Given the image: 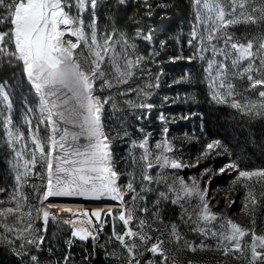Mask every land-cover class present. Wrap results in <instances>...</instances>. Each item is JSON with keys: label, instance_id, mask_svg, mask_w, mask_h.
<instances>
[{"label": "snow or ice", "instance_id": "6c2138e0", "mask_svg": "<svg viewBox=\"0 0 264 264\" xmlns=\"http://www.w3.org/2000/svg\"><path fill=\"white\" fill-rule=\"evenodd\" d=\"M120 2L123 3L124 0ZM195 4L203 10H198L197 19L206 26V35H199V58L204 60L203 53H212L205 68L212 100L227 103L228 98H231L229 106L243 115L264 118V0H195ZM84 6V0H76L75 5L71 0H0V24L10 25L7 31L0 32V55L14 57L22 64L25 77L39 98L40 122L50 129L47 137H41L38 129L33 132L31 142L34 148L28 157L25 156L27 145H22L19 151L14 149L13 169L17 186L6 200L0 199V205H14L0 207V228L3 229L0 240L8 245H15V241H20L13 247V251L21 257L22 264H29V261L31 264H38V258L35 255L29 256V251L30 247L39 249L43 243L44 237L40 233L46 231L50 216L55 218L51 209L60 207L72 216L87 217L66 221L73 226L72 236L81 241L89 238L95 241L94 233L102 230L94 226L88 227L93 224L92 217L103 223V215H113L110 211L103 213L101 209L73 212L71 208L52 203L50 197L111 199L122 204L124 201V195L117 185V173L112 168L111 142L102 123L103 105L108 99L102 100L95 95V82L108 74L104 67L108 64L114 70V78L118 84L128 83L135 74L133 70L140 66L144 57L137 55L134 60L129 59L126 48L117 52L115 45L120 41H114L113 36L107 33L103 37L98 36L95 21L88 25L91 31H85L79 14ZM73 8L77 9L76 14H73ZM239 25L254 26L260 32L242 40L231 31ZM190 35L189 44L197 39L195 28ZM121 39L123 45L129 46L124 34ZM161 46L163 47V43ZM130 47L135 49L136 46L133 44ZM121 59L124 60L123 67L119 63ZM235 79H246L248 86L244 92L237 89L233 82ZM105 84L113 86L107 80ZM257 89L255 98L244 94ZM0 95L5 100L8 99L2 85ZM237 96L242 99L237 100ZM128 103L133 108L152 107L150 104ZM8 136L10 142L13 139L23 140L21 133H13L11 130ZM81 138L86 143H81ZM147 144V139L138 145L133 142V147L144 149L142 159H147L150 155ZM156 147L162 149L161 154L155 157L161 170L197 166L183 164L166 155L165 153L173 150L167 140L163 144L158 143ZM222 147L219 140H214L207 144L202 155L208 157L211 152ZM224 151L227 149L224 148ZM38 165L42 169L40 173L35 172ZM152 166L151 163L147 165L148 168ZM229 169L237 172L231 182L232 187L239 184L245 189L244 209L251 213L258 206L264 205V167L246 170L241 169L236 162H230L219 171L224 173ZM30 174L41 176L43 181V191L34 186L40 206L31 205L28 196L22 192L24 181ZM159 178L165 181L168 193L174 194L172 198L162 191L159 193L162 199L170 200L172 204H177L182 199L198 201L194 212L188 214V220L195 225L193 231H198L206 238L211 233V237L216 240V251L222 252L225 258L230 255L237 260L244 257L247 264H264V234H257L254 215L251 221L253 227H242L211 210L208 190L201 188L196 177H190L191 184L179 177V187H176V180L167 183L163 172ZM143 179L151 181L152 177L144 174ZM127 187L130 191H135L131 183ZM4 191L0 188V192ZM132 199L136 200L137 196ZM159 203L158 200L157 204ZM231 203L235 201H231L229 206ZM134 211L135 206L122 210L119 220L123 222L125 231H113L114 237L127 252L128 264H141L137 257L143 256L144 252L160 257L158 261L149 259L145 264H179L176 257L168 255L163 246L165 241L160 236L151 235V232H161L159 228L153 227L154 222L141 218L137 230L129 226L134 219ZM142 211L148 210L143 208ZM154 215L163 223L158 212ZM34 219H42L44 228L35 227ZM208 225L212 227L209 228ZM170 227L169 242L175 244L178 251L196 253L198 250L202 252L212 249L211 245L203 241L196 244L185 239L175 224ZM145 228L149 231L146 232ZM8 234H12L13 238L10 239ZM246 237L249 239L246 240ZM136 240L140 243H136ZM141 247L143 251L140 250ZM24 257H28L29 261H25ZM188 264L193 262L188 261Z\"/></svg>", "mask_w": 264, "mask_h": 264}, {"label": "rangeland", "instance_id": "374dc122", "mask_svg": "<svg viewBox=\"0 0 264 264\" xmlns=\"http://www.w3.org/2000/svg\"><path fill=\"white\" fill-rule=\"evenodd\" d=\"M147 6V11H149V17H151V9L158 10L157 5L153 3L152 0H143ZM72 4L75 5L76 0H71ZM107 8V20H111V24L103 28L102 33L98 25L97 18V5L98 0H84V9L80 12V17L84 22L85 31L90 32L91 29L88 28V25L92 24L95 21V25L98 31V36L103 37L106 33L113 36L114 41H120L116 44V51L121 52L122 49L126 48L127 57L129 59H135L137 55L142 56L146 51L145 48L150 49L149 55L154 56L151 59V65L155 66L157 62L155 59L162 55L161 58V67L158 69L157 74L154 76L153 72L150 70L151 65L147 60H142L140 66L134 69V75L129 79L126 84H118L115 77L114 70L109 67L108 64H105L104 67L107 69V75L103 79H97L95 82V95L99 96L102 100L108 99V102L103 105L102 111V123L104 126V131L109 136L110 139V151H111V160L112 168L117 173V185L120 188L121 192L124 195L123 204L120 202L119 208L112 210L102 209L103 213H108L109 211L113 215H103L102 221H97L95 217H92L93 224L88 225V227L102 228V230L95 232L96 240L101 236L104 231L106 221L108 217L119 220V213L124 209H132L135 206L134 219L129 225L133 230H137V225L139 219L144 218L149 222H154L153 227L159 228L161 232H151L153 237L160 236L161 239L165 241L164 248L167 250L170 257H176L179 261V264H188V261H192L193 264H247L244 257H240L239 260L233 258L231 255L228 258H225L222 252L215 250L216 240L211 237V233L208 234V237L202 236L198 231H193L194 224L192 221L188 220V214L193 213L196 209L198 201L192 199L187 201L186 199L180 200L177 204H172L170 200H164L160 197V192H166L170 197L174 198L173 193H168V189L164 180H160V174L163 172L167 177V183H172L173 180H176V187H179L178 178L182 177L186 183L191 184L190 177H196L197 181L200 183L201 188H207L208 190V200L209 207L213 212L219 216H226L234 222L238 223L242 227L251 228L253 227L251 221L253 215L256 220V232L258 235L264 234V205L258 206L254 212H251L247 209H244V197L245 189H243L239 184L232 187L231 182L235 179L237 172L233 170H226L224 173H220V169L227 165L230 162H236L241 169L253 170L261 168L262 161L253 162L254 168H247L249 164L246 162L248 160H243V151L238 149H229L226 147L220 140L223 145L222 148H218L215 152H211L208 157H204L202 154L206 150L208 143L217 140V138H209V134L206 133L205 129V117L200 115V113L195 110L190 111L189 101L191 95L194 93L192 84L190 83L191 76H193L195 69H202L203 76L201 83V93L202 98L206 102L207 107L209 108V116H207L208 124H213L217 120L218 110L222 111L223 116H229L232 119L234 116L241 115L242 113L237 109H234L229 106L231 98H228L227 103H217L212 100L210 89L208 87V80L206 79L207 73L205 68L207 67V61L212 58V53L205 52L204 60L199 58L198 48L200 46L199 35H206L205 25L197 19V12L203 11L199 9V6L195 4V15L194 22L189 24V29L187 32V45L188 50H191V53L195 55V60L193 63V72L191 68H184L182 70L174 69L170 70L172 64H180L181 60L172 59L170 53L167 49L165 41L156 40L155 33H158L155 28L161 24L160 18L151 20L149 26L143 24L134 23L133 26L128 25L125 27L116 26L112 23V13L116 9L114 3H109ZM2 11V10H0ZM73 14H76L77 9L73 8ZM4 24H0V32H3ZM160 28V26L158 27ZM198 33L197 39L192 40V43L189 44L191 39V32L193 29ZM231 31L235 33L237 37H240L242 40L244 37H251L257 35L260 32L259 28L254 26H244L239 25L235 28H232ZM124 34L128 40V45H123L121 35ZM145 37H149L146 39ZM75 40L74 37H72ZM163 43V47L161 46ZM207 43V42H206ZM135 45V49L130 47V45ZM221 46H223L221 44ZM83 47V46H82ZM79 51V50H78ZM86 52L87 50L84 49ZM196 51V53H195ZM17 61L14 57H8L0 55V74L4 77L0 82V85L3 86L4 93L7 94L8 99L5 100L3 95H0V144L2 145V138L7 145L6 152L3 153L0 157L1 163H8L7 165L11 167L12 173V182H10L11 187L4 192H1L2 198L6 200L7 196L16 188L17 182L15 180V171L13 169V164L15 163V151L21 150L22 145H27L25 151V156L28 157L32 152L34 146L31 142V136L33 132H36L38 129V134L41 137H47L50 133V129L46 127L44 123H41L40 114H39V98L35 91L33 90L30 83L27 81L25 74L23 72V66L20 63L21 71L15 66L12 60ZM217 59H220L217 57ZM185 63H189L192 59L189 57L184 58ZM121 67H123L124 60L119 61ZM7 71H6V70ZM12 69V70H11ZM184 73V74H182ZM192 73V74H191ZM231 79V77H229ZM105 80L110 81L113 85L108 87L105 84ZM237 89L240 92H244L245 88L248 86V82L241 79H235L233 81ZM257 90L244 93L247 96L255 98ZM147 93V95H146ZM130 95V96H129ZM182 97L184 102L181 107H177L178 99ZM131 98V99H129ZM237 100L242 99V97L237 96ZM131 101L132 104H140L142 101L144 104L152 105L151 108H133L128 102ZM208 102V103H207ZM10 105V107H9ZM31 110V111H30ZM220 114V112H219ZM151 117H155V122L151 123ZM258 118V117H257ZM216 119V120H214ZM10 121V122H9ZM151 123L150 128L152 130H147V126L144 123ZM165 129L167 132L165 133ZM11 130L13 133H21L23 135V140L13 139L10 142L8 132ZM212 129L210 128V131ZM211 133V132H210ZM147 139L148 144L147 148L150 152V155L147 159H142L141 157L144 154V149L140 147H133V142L137 145ZM167 140L172 146L173 150L171 152L165 153L169 157L180 161L186 165H197L196 167H185L182 169H171L166 168L161 170L159 165L156 164L155 157L161 154L162 149H158L156 145L158 143L163 144ZM224 148L227 151H224ZM15 149V151H14ZM231 151L234 154V157L231 155ZM140 153V158L145 164L144 174H147L152 177L151 181L143 179L145 192L147 191L148 185L153 183L155 186V201H164L169 202L170 206H167L169 222L160 223L157 217L152 212L151 215H146L144 212L142 214H137L136 200H133V196L139 195L137 190L130 191L127 185L130 182H126L125 174L123 170L122 163L126 158L131 159V163L135 164L137 154ZM39 158V153H37ZM139 158V159H140ZM151 163L153 166L148 168L147 165ZM242 165V166H241ZM136 166L134 167V169ZM207 170V172H206ZM42 169L38 165L35 172L40 173ZM119 180V181H118ZM8 181V180H7ZM2 183H5L4 178H2ZM43 181L39 175H29L24 181V186L22 192L28 196V201L31 205L40 206L39 200L37 199V191L34 186L39 188L40 191H43L42 187ZM259 192V187L257 188ZM142 191H140V196ZM235 201V203H231ZM46 203V202H45ZM184 205V207H181ZM14 206L9 204L0 205V207ZM185 208L187 212H185ZM73 212H82V211H94L88 210L86 208H71ZM54 214V219L50 216L49 220L58 221L65 223L72 228L71 223L66 221L87 219V217L72 216L67 211H62L60 207L53 208L50 210ZM157 213V212H155ZM35 216V214H33ZM183 217V219H182ZM161 219V216L159 215ZM193 219L195 216L193 215ZM120 221V220H119ZM122 224L123 222L120 221ZM33 224L37 228H44L42 219L33 220ZM175 224L179 232L183 237L189 241L199 244L203 241L207 245H211V250L206 251H197L192 253L189 251H178L175 244L169 242V233L171 230V225ZM22 226V225H21ZM78 227L80 225H77ZM124 226V225H123ZM207 227L211 228L212 225ZM218 229V224L216 225ZM1 233L3 229L0 228ZM125 231V228L121 233ZM145 231H149L145 228ZM44 231L40 234L43 235ZM9 238L12 239V234H8ZM79 239L78 237H74ZM91 239V238H89ZM128 239V238H126ZM246 240L249 237L245 238ZM80 240V239H79ZM92 240V239H91ZM95 240V241H96ZM20 241H15V245H18ZM143 251V248H141ZM148 253V252H147ZM146 256V252L141 256L146 261L149 259L159 260L160 257H153L151 253ZM31 263V261H29Z\"/></svg>", "mask_w": 264, "mask_h": 264}, {"label": "trees", "instance_id": "16d2710c", "mask_svg": "<svg viewBox=\"0 0 264 264\" xmlns=\"http://www.w3.org/2000/svg\"><path fill=\"white\" fill-rule=\"evenodd\" d=\"M152 1L157 5L158 10L151 9V17H149V11H147V6L143 0H124L123 3L120 0H98L97 18L100 32L102 33L103 28L111 24V20H107L106 11L110 5L109 3L112 2L116 6V9L112 13L114 28L122 25L125 27L128 25L133 26L134 23L149 26L151 20L160 18L162 21L161 24H158L160 28H158L159 26L155 28V31L157 30L158 32L155 33L156 40L165 41L172 59L182 61L180 64H172L170 70L178 69L183 72L184 68L189 67L191 68V72H193L195 55L191 53L190 49L187 51V32L189 24L194 22L195 0ZM126 22H128V25ZM9 27V24H4L3 31H7ZM145 50L144 55H142L144 57L143 60H147L150 66L151 59L154 56L149 55L150 49L148 47ZM186 57L191 58L192 61L185 63L183 60ZM161 58L162 55L157 57L155 59L157 64L155 66L151 65L150 67L154 76L161 67ZM12 61L21 71V67L19 66L20 62L14 59ZM202 76L203 71L202 69L198 70V68L195 69L193 76H191L190 83L192 84L194 93L191 95L189 101L190 111L195 110L205 117V129L206 133L209 134V138H217V140H220L230 150L232 148H240L243 151V160H248L246 162L247 164L250 163L247 168H254L251 167L254 166L253 162L264 160V118H250L249 116L241 114L230 119L229 116L224 117V113L218 110L217 120L214 119L216 121L213 124H208L206 118L211 111H209L206 102L202 98L201 86L204 85H201L199 82V80H203ZM3 78L1 73L0 82ZM183 102V98L179 97L177 104L180 105H177V107H181ZM154 122L155 117H151V123ZM151 123H144L147 126V130L153 129L152 127L150 128ZM210 128L212 129L211 131ZM2 143V145L0 144V157H2L8 148L3 138ZM231 155L234 157L232 151ZM139 158L140 153L138 152L136 162H134L135 164L131 163L130 158H126L122 163L126 182H130L137 190V193L139 191L136 200V212L138 215L142 214L141 212H144L142 209L147 208L148 211L144 212L146 215H151L152 212H158L163 222L168 223L170 220L168 217L169 208L167 206L171 207V204L168 205L169 202L163 203L164 201H160L157 204V201L154 199L156 186L154 181H152L153 186L152 184L148 185L147 191H144L145 187L143 185L144 183H142V175L145 170V164ZM7 164L1 163L0 161V188L4 190H8L11 187L10 182H12L11 167ZM261 164V168L264 167V163ZM135 166L136 168L134 169ZM2 178H4L5 183H2ZM140 191H142L141 196ZM1 196L2 194L0 192V199L2 198ZM114 229L117 233H121L124 226L116 217L115 219L108 217L104 231L96 241L91 239L81 241L72 236L71 226L49 220L46 231L42 233L44 237L43 243L39 246V249L30 247L29 256L35 255L38 258V264H128L127 252L114 237ZM0 234H2L1 231ZM129 242L131 243L132 241ZM135 242L140 243L138 240ZM14 246L8 245L3 240H0V264H22L21 257L13 251ZM112 253L116 255L114 256ZM148 255L146 252V256ZM137 258L141 264H145V259H148L147 257L143 258L141 256ZM23 259L29 261L28 257H24ZM29 264L31 263L29 262Z\"/></svg>", "mask_w": 264, "mask_h": 264}, {"label": "water", "instance_id": "95a60500", "mask_svg": "<svg viewBox=\"0 0 264 264\" xmlns=\"http://www.w3.org/2000/svg\"><path fill=\"white\" fill-rule=\"evenodd\" d=\"M70 130L71 126H69ZM81 143H86L83 138H81ZM50 201L54 204H66L75 206L87 207H112L119 206L120 202L118 200L102 199V200H85L82 197H50ZM48 203V201H46Z\"/></svg>", "mask_w": 264, "mask_h": 264}, {"label": "bare ground", "instance_id": "6f19581e", "mask_svg": "<svg viewBox=\"0 0 264 264\" xmlns=\"http://www.w3.org/2000/svg\"><path fill=\"white\" fill-rule=\"evenodd\" d=\"M119 181V180H118ZM59 206H62V207H65V208H85L84 206H75V205H66V204H57ZM115 208H119V206H112V207H87L88 210H93V209H109V210H112V209H115Z\"/></svg>", "mask_w": 264, "mask_h": 264}]
</instances>
